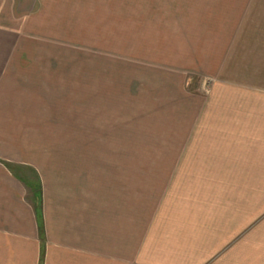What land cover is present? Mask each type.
Returning <instances> with one entry per match:
<instances>
[{
  "label": "rangeland",
  "instance_id": "1",
  "mask_svg": "<svg viewBox=\"0 0 264 264\" xmlns=\"http://www.w3.org/2000/svg\"><path fill=\"white\" fill-rule=\"evenodd\" d=\"M0 50L18 57L0 76V160L45 182L42 264H94L48 260L71 229L130 228L144 264L196 224L167 261L264 264V0H0ZM26 212L8 213L7 264L22 241L36 253Z\"/></svg>",
  "mask_w": 264,
  "mask_h": 264
},
{
  "label": "crops",
  "instance_id": "2",
  "mask_svg": "<svg viewBox=\"0 0 264 264\" xmlns=\"http://www.w3.org/2000/svg\"><path fill=\"white\" fill-rule=\"evenodd\" d=\"M15 60H18L17 55H13L12 52H9L7 50H0V76L7 77L18 74L16 70L17 64H15ZM13 69L16 73H13ZM8 70L10 71L8 72ZM259 127V120H257V132L255 138V164L257 166V171L264 172V132H260ZM24 171H27V173H30V175L27 177L21 176L20 172ZM25 178L26 183H28L26 185L24 180ZM17 183H20L23 186L25 190L24 197L23 191H21V193H18V187L16 185ZM45 188V182L42 181L40 173L36 168L25 164L19 165L18 163L10 165L0 160V222L2 218V213H4L3 219L5 221L3 224L4 226H2V224L0 223V264H7V260H4V258L5 255H7L8 251V245L6 243V236L8 231V223L6 221L7 219H9L8 213H13L10 218L11 220L22 219V217H24V212L27 214L26 210L29 214L31 213V218L34 220L37 239L40 242L36 244V253L33 257L34 245H32L31 243L25 244L22 241V243L19 244V247L15 250L17 251L18 255L15 256L14 264H42L40 257H42L44 251L43 242L46 233V215L44 209V203L46 200ZM18 194L20 199H22L20 200V202L18 201ZM23 204H26L25 211V206ZM199 229L200 225L198 224L195 225L193 230L192 226L189 230L184 229L182 233L179 232L174 236L175 242L172 243L161 240L157 241V249H159V254L156 255V253H154L153 257L155 256V259H144L143 263L183 264L181 258L179 262L176 261L174 263H171L167 261L168 258H166V255H168L169 257H174L179 252L180 255L182 254L185 256V254H187L189 250L186 248V253L185 247L180 246L181 243L184 242L183 245L186 243L188 244V246H191L190 244H195L196 246V242H198L199 239ZM216 229V227H213V231L211 232L207 229L206 233L203 234L204 237L208 239L212 233V237H214L216 234ZM89 230L91 231V233H89ZM71 231L74 233L70 240L72 241V243H68V240L65 239V243L49 247V249H47L49 258L48 260H50L51 252L61 251L65 253L64 255L79 257L81 260V257H87L89 260H92L91 262L94 264H137V242L135 239V233H133V231L130 232V228L128 232L126 231V229L115 228L109 230L104 234L98 228H79L71 229ZM88 235L90 237H94V243L91 244L93 245V249H91L87 243ZM3 237L5 239H3ZM154 242L155 240H150V242L142 241L139 247V250L141 251L140 256L142 252H145L144 248L150 246L151 243ZM103 244H110L112 247L108 248L105 247ZM119 245L122 246L119 247ZM170 249H173L174 251L171 252ZM58 255H60V253ZM48 263L50 262H47V264Z\"/></svg>",
  "mask_w": 264,
  "mask_h": 264
}]
</instances>
